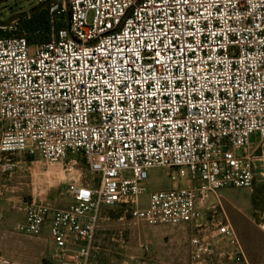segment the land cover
<instances>
[{
	"label": "built area",
	"instance_id": "obj_1",
	"mask_svg": "<svg viewBox=\"0 0 264 264\" xmlns=\"http://www.w3.org/2000/svg\"><path fill=\"white\" fill-rule=\"evenodd\" d=\"M37 1L49 11V42L0 39V179L17 158L80 156L97 180L68 183L67 209L35 194L21 200V235L47 226L54 262L100 264L103 209L124 208L149 227L197 228L221 190L253 189L264 168V0ZM155 168L178 188L141 207ZM218 242L246 264L227 221L191 238V262L211 258Z\"/></svg>",
	"mask_w": 264,
	"mask_h": 264
},
{
	"label": "rangeland",
	"instance_id": "obj_2",
	"mask_svg": "<svg viewBox=\"0 0 264 264\" xmlns=\"http://www.w3.org/2000/svg\"><path fill=\"white\" fill-rule=\"evenodd\" d=\"M38 6L37 0H11L1 4L0 23L5 24L11 17L30 12ZM1 128L0 124V135ZM16 162L17 169L13 176L0 179V197L5 199L8 196L9 198H7L8 203L0 206V212L2 211L9 219V224L4 228L8 232H18L17 229L25 225L23 212L20 210L22 209L21 200H27L35 194L37 199H43L45 204L54 209H67L73 204L67 192L68 183L80 181L83 184L92 185L97 180L88 171L80 156H70L63 164L44 163L38 158L28 156L17 158ZM125 176L131 178L129 174H125ZM34 180L41 183L38 189H35L33 185ZM48 182L49 185H46ZM188 186V182L184 180L179 187L186 189ZM255 186L258 185L255 184ZM142 187L145 192L139 197V202L141 207H144L150 193L171 188L177 189L178 184L170 181L167 170L155 168L148 172L147 180L142 183ZM244 190H221L218 193V202L214 198L211 199V206L204 211L203 218L198 223L200 227L197 228L191 225L178 228L169 226L149 227L143 223L132 221L126 209L123 212L119 211L120 208L118 207L103 209L96 234L98 260L100 264H168L172 262L174 253L189 256L191 238L199 234L206 235L208 232L214 231L216 225L225 223L227 218L230 219L229 213L232 210L227 207L226 202L243 198V194L246 192ZM13 206H16L17 209L13 210ZM120 212V217H117ZM262 218L263 215L260 212L256 213V217L254 214L255 223L260 225L258 231L252 225V227L245 225L246 244L252 246L260 243V245H264ZM241 225L244 226L243 223H240L239 227ZM233 229L242 246L238 232L234 227ZM16 240L18 246L22 248H28L34 243L32 239L17 238ZM219 244L227 245L224 242H218ZM37 246L39 251L44 254V259L48 264H57L51 259L52 246L48 241L46 243L41 241ZM145 246L148 248V252L143 250ZM44 264L46 263L44 262Z\"/></svg>",
	"mask_w": 264,
	"mask_h": 264
},
{
	"label": "crops",
	"instance_id": "obj_3",
	"mask_svg": "<svg viewBox=\"0 0 264 264\" xmlns=\"http://www.w3.org/2000/svg\"><path fill=\"white\" fill-rule=\"evenodd\" d=\"M252 145L256 143V137L253 136L250 139ZM264 172V168L261 169L256 176L255 184L261 185L264 184V176L262 173ZM80 181H71V183H77ZM4 187V186H2ZM246 191L243 194V198L238 200H230L226 202L227 207L232 210L229 213V220L227 222L236 229L240 240L242 241V248L245 253L246 264H264V245H260V243L256 245L246 244V234L244 231V227H248L247 225H252L256 228V230L260 227L257 225L254 220V212L251 203V195L252 190H244ZM4 192V191H3ZM6 193V192H5ZM8 196L5 199L0 197V206H3L4 203H8ZM10 203V202H9ZM24 218V213H23ZM240 223H243L244 226H240ZM9 224L8 217L0 212V264H48V262L44 259V254L39 251L37 244L41 241L46 243L47 241L51 244L48 227L46 226L43 229L41 237L38 238H28L24 235H21L19 232H8L4 228ZM251 226V227H252ZM18 231V229H17ZM258 231V230H257ZM17 238L19 239H32L34 240L33 245H29L28 248H22L18 246ZM264 239V238H263ZM17 244V245H16ZM232 248L227 245H216L215 253L211 258L204 260L198 264H235L232 259H230V253L232 252ZM190 254V251H189ZM174 258L171 263L168 264H194L190 260V255L187 254L180 255L179 253L173 254Z\"/></svg>",
	"mask_w": 264,
	"mask_h": 264
},
{
	"label": "trees",
	"instance_id": "obj_4",
	"mask_svg": "<svg viewBox=\"0 0 264 264\" xmlns=\"http://www.w3.org/2000/svg\"><path fill=\"white\" fill-rule=\"evenodd\" d=\"M32 11H34V13L29 17H23L12 24L10 28L6 30H0V39L25 38L31 45L49 42L51 24L49 21L48 8H42V6H38ZM65 27L66 24L63 22H59L55 26L56 29ZM251 203L255 217L256 213L260 212L263 215L262 221L264 223V184L258 186H255L254 184L251 195ZM123 210L124 208H120L119 211L123 212ZM120 215L121 212L117 215V217H120Z\"/></svg>",
	"mask_w": 264,
	"mask_h": 264
},
{
	"label": "water",
	"instance_id": "obj_5",
	"mask_svg": "<svg viewBox=\"0 0 264 264\" xmlns=\"http://www.w3.org/2000/svg\"><path fill=\"white\" fill-rule=\"evenodd\" d=\"M9 1H11V0H3V1H0V5H1V4H4V3H7V2H9ZM67 8H68V7H67ZM67 11H68V9H67ZM33 13H34V11H30V12H26V13H21V14L15 15V16L11 17V18L8 20L7 23H5V24H1V23H0V29H8V28H10V26H11L12 24H14L15 22H17L19 19H21V18H23V17H29V16L32 15ZM67 16H68V18H69V12H67Z\"/></svg>",
	"mask_w": 264,
	"mask_h": 264
}]
</instances>
